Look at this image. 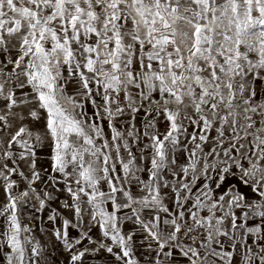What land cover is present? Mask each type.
Returning a JSON list of instances; mask_svg holds the SVG:
<instances>
[{"label":"snow or ice","instance_id":"1","mask_svg":"<svg viewBox=\"0 0 264 264\" xmlns=\"http://www.w3.org/2000/svg\"><path fill=\"white\" fill-rule=\"evenodd\" d=\"M70 83L77 85L71 94ZM141 111L147 117L142 135L151 142L143 146L135 123ZM157 118L166 121L163 134L155 130ZM41 120L43 127L36 128ZM185 120L196 127L194 147L177 172L169 153L187 133ZM209 139L211 151L200 155ZM46 141L51 171L60 174L71 197L64 207L81 217L84 205L91 206V221L111 241H93L90 228L73 238L67 229L82 221L64 219L54 236L69 253L68 264H85L101 249L118 264H137L133 238L122 235L117 223L118 212L129 208L157 244L155 264H175L176 255L187 264H235L223 238L238 248L235 241L245 237L255 247L242 245V264H264V203L239 190L218 199L210 190L192 195L197 165L203 160L199 171L206 174L216 167L208 157L222 152L217 186L239 169L242 184L264 200V0H0V188L6 201L0 207L6 224L0 264H48L44 246L21 221L33 197L36 211L52 199L48 191L41 198L35 187L58 179L48 175L45 181L41 173L47 170L37 165V146ZM149 148L150 167L142 168ZM133 183L146 194L137 198ZM144 210L158 213L154 222L143 221ZM48 219H57L55 210ZM84 240L98 246L77 250Z\"/></svg>","mask_w":264,"mask_h":264},{"label":"rangeland","instance_id":"2","mask_svg":"<svg viewBox=\"0 0 264 264\" xmlns=\"http://www.w3.org/2000/svg\"><path fill=\"white\" fill-rule=\"evenodd\" d=\"M66 75V73H65ZM77 85L75 83L68 84V92L71 94L75 91ZM30 91V90H29ZM63 103V101H62ZM89 107L92 109L89 110ZM85 111L91 115V112L93 111L92 105L90 102L85 104ZM143 116V117H142ZM147 119L146 116H144V113H139L137 116V119L135 121L137 129L141 132V146L144 144H150V140L145 138L142 135L143 132V125L144 121ZM128 122V118H121L119 124L121 126V129L123 130V126H125ZM44 124V121L41 120L39 123L35 124L36 128H42ZM102 126L104 127L105 131L110 135V130L107 128V122H103ZM184 126L187 129V133H182L179 136L180 144L178 145L176 151L174 153L170 152L169 156L175 155L177 160V166L175 167V170L177 172L180 171L181 165H187L188 163V152L191 151V149L194 147L192 143H190L191 140V133L196 131V127L194 125H190L187 120L184 121ZM167 128L166 121H164L162 118H157V128L155 129L159 133L163 134L165 133ZM210 137L215 138L216 133L215 131H211L209 133ZM197 142H199L197 140ZM48 141L45 142V144L41 146H37V153H38V160L37 165L38 168L46 169V172L41 173L43 179L47 181L48 175H53L58 177L56 181H49L46 183H41L40 181H37L35 183V187L41 194V198H43V192L48 191L51 193L52 199L49 201H46V207L45 209L41 211H36V208L39 207L38 201H36L35 197H33L29 203L28 206L22 209L21 214V221L24 225L29 226L31 228V236L34 238V240L39 241L45 249L46 254L49 255V261L48 264H68L69 262V253L65 250L64 245L62 241H57L54 232L57 230H63V220L68 219L71 224H76L78 221H82L80 223L79 227H69L67 231L69 232V235L73 238H79V235L82 231H89V228L91 229L89 232V235L91 236L93 241L98 242H104L107 244H111L110 239H107L103 237V234L99 227L91 221V206L84 205V211L82 213L81 217H77L73 210L69 208H65V203H72L71 197L66 191V185L62 177H60L59 173H53L51 171V150L49 148ZM213 146V139H209L206 143L202 145L203 147V153H199L200 155H203L204 153H208L211 151V148ZM185 147L187 148V151H185ZM134 151H136L137 156L140 155L139 149L134 148ZM219 152V150H218ZM144 156L146 159L140 163L141 165L150 167V156H151V149H147L144 152ZM226 158L224 157L222 152H219L218 155L215 156H209L208 157V163L209 165L215 164L216 167L212 168L209 167L207 170V173H202L199 171V169L203 168V160L200 161V163L197 165L198 171L197 176L198 180L196 182V185L193 188V198L196 194L202 193L205 191L210 190V195L214 199H218L220 195L225 193H232L237 190L244 192L250 201L252 202H260L264 203V200H258V194H253L250 189H248L246 186L242 184L240 181V171L239 169L233 168L229 174H227V180L226 182L222 183L219 187L217 186L218 183H220V175L222 174L221 169L224 167V164L222 161H224ZM231 163V162H229ZM245 166H247V162L245 161ZM23 170L27 174L29 169L27 165H22ZM235 172V175H232L231 173ZM120 175L123 176L122 171L120 172ZM141 177L143 179H147V172H142ZM13 179H16L17 182L20 184V188L26 187V184L24 182L20 181V178L18 176L13 177ZM169 181H172V177L168 176ZM189 181L191 180V175L187 178ZM2 183V181H0ZM207 184L209 186L208 189L204 188V185ZM74 186V185H73ZM100 188L102 191L107 192L108 186L106 183H101ZM19 189H17L18 191ZM131 191L134 195L137 196V198H140L142 195L146 193H141L140 187L133 183L131 186ZM167 191V190H166ZM171 195V194H170ZM226 199L230 198V196L226 195ZM5 196L3 189L0 188V207L3 206L5 203ZM165 204L171 209L173 213L177 212V209L175 208L174 203L170 199H165ZM104 207L111 211L110 202L105 203ZM134 207H139L138 205H134ZM186 207H191V202H189ZM53 210H55V213L57 215V219L55 221H49L48 217L49 215L53 214ZM238 214L243 217L244 212L240 210H236ZM158 213L154 210H144L141 212V217L145 223H148L149 221L154 222V217ZM202 214H206V211ZM162 217L166 218V214L159 213ZM118 227L120 229V232L122 235L127 237L128 235L132 236V241H130V245L132 248V258L137 261V264H155V261L157 259L156 252H157V244L154 240H152L148 233L143 229L141 224H138L135 219V215L133 214L132 210L129 209H122L120 212H118ZM257 222H259V218H257ZM251 224V222H249ZM6 226L5 219L0 217V230L4 229ZM225 250L232 251L235 257V264H242L241 256L244 252L243 244L247 243L249 246L255 247L252 245L251 239L245 237L243 241H241L239 238L235 241L237 245H240L238 248H234L231 246V242L227 238H223ZM261 243H264V241H261ZM98 245L96 243L90 244L88 240H84L81 245L77 246V250H82L84 247L88 248H96ZM114 252H119V248L116 245H113ZM256 250L258 251L259 248L257 247ZM175 264H187L186 260H184L179 255H176L174 257ZM85 264H118V262L115 260L114 255L109 254L106 252V250L101 249L100 251L96 252L95 254L87 255L85 257ZM119 264H122V262H119Z\"/></svg>","mask_w":264,"mask_h":264},{"label":"crops","instance_id":"3","mask_svg":"<svg viewBox=\"0 0 264 264\" xmlns=\"http://www.w3.org/2000/svg\"><path fill=\"white\" fill-rule=\"evenodd\" d=\"M30 89H26L25 91H29ZM91 108L89 107V110H90ZM92 110V109H91ZM90 110V111H91ZM141 113H144L143 111H141ZM144 116H145V114H144ZM127 117V115H125V117L124 118H126ZM143 117V116H142ZM141 167L143 168V167H147V166H144V165H141ZM141 174V173H140Z\"/></svg>","mask_w":264,"mask_h":264}]
</instances>
